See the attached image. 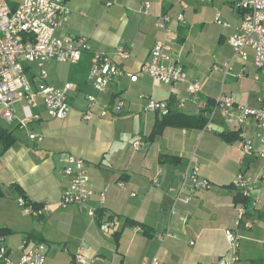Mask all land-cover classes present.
<instances>
[{
  "label": "crops",
  "instance_id": "crops-1",
  "mask_svg": "<svg viewBox=\"0 0 264 264\" xmlns=\"http://www.w3.org/2000/svg\"><path fill=\"white\" fill-rule=\"evenodd\" d=\"M8 1L15 7L21 0ZM144 1L69 0L70 19L57 30L67 38L86 37L95 49L121 62L126 73L100 95L104 103L122 99L121 110L111 109L102 116L101 108L95 107L94 117L83 119L87 95L97 94L89 79L91 54L85 52L77 64H70L65 80L56 83L74 85L72 108L65 119L49 117L40 105V119L28 121L23 128L0 114L12 132L17 128L23 132L21 137L14 135L16 141L6 149L0 141V235L15 255L23 241L32 245L46 239L36 221L21 212L15 200L22 196L19 189L31 203L54 205L51 212L63 209L58 204L70 183L64 168L68 157L75 155L86 161L94 195L87 203L70 205L64 212L68 221L82 224L80 213L86 210L90 221L84 223L81 234L84 246L61 264H69L78 253L90 264H149L155 258L160 264H218L232 253L225 234L229 228L241 235L237 264H253L264 258V159L243 153V137L252 139L257 149L261 144L255 119L238 117L239 105L264 107V73L255 66L251 47H247V60L233 57L229 38L239 31L242 13L236 5H232L236 13L225 5L229 24L223 23L210 34L193 12L192 0H149L148 12ZM217 1L235 4L236 0L212 3ZM179 14H184V22L178 21ZM218 14L221 16L220 10L216 11V22ZM163 15L172 19L170 31L158 26ZM158 39L173 46L175 60L187 70L190 80L200 82L204 97L212 99L221 93L234 97L233 116L225 117L217 110L219 114L208 127L166 126L153 134L164 115L149 110L141 94L167 103L173 111L197 116L193 102L178 108V102L189 96L186 82L164 84L141 72ZM121 46L130 51L128 59L117 55ZM227 62L232 68L225 73ZM128 73L138 74L137 80L132 81ZM15 108L22 117L23 109ZM31 132L44 135V140L30 139ZM136 140L142 141L139 149L133 146ZM162 155L174 159L163 160ZM190 162L199 168L201 178L210 181V187L194 190L188 185L178 197L182 172ZM240 173L251 180L252 194L258 198L241 221L235 187ZM91 208L96 209L94 216L89 214ZM106 221L113 223L107 229L114 231L103 239L96 225L107 230L102 227ZM168 231L172 235L161 239L160 234ZM17 233L20 238L15 240ZM55 262L48 257L45 264Z\"/></svg>",
  "mask_w": 264,
  "mask_h": 264
},
{
  "label": "built area",
  "instance_id": "built-area-1",
  "mask_svg": "<svg viewBox=\"0 0 264 264\" xmlns=\"http://www.w3.org/2000/svg\"><path fill=\"white\" fill-rule=\"evenodd\" d=\"M235 5L242 13V24L239 31L229 38L234 50L233 57L247 60V47H251L255 53L254 64L264 73V0H236ZM150 7L151 2L144 1L145 12H148ZM71 14L69 0H21L15 7H12L8 0H0V106L2 107L0 114L4 120L10 123L15 121L20 127L25 128L28 126V121L40 119L41 114L37 111L40 105L49 117L65 119L72 108L70 93L74 85L71 82L63 85L50 83L47 66L51 62L77 64L85 52L91 54L89 79L93 82L97 94L87 95L88 103L83 111V119L91 120L94 117L95 107L101 108L102 116L107 115L111 109L121 110L124 107L122 99L114 102L108 100V103H104L100 98V95L109 91L116 77L126 73L121 62L109 53L95 49L86 37L67 38L57 34L60 25L68 21ZM177 19L184 22V14H179ZM171 20L169 15H163L158 26L164 31H170L168 24ZM217 22L223 24L219 14ZM173 51V46L166 40L158 39L151 49L150 60L142 67L141 72L164 84L186 82L189 96L178 102V108L185 107L188 101L193 102L196 114L209 118L206 127L209 126L217 110H220L225 117L233 116L236 105L234 97L226 93H221L212 99L204 97L200 82L189 79L187 70L175 60ZM117 55L121 60H125L131 56V53L121 46L117 49ZM218 68L215 66V69ZM231 68V62H227L224 65L225 73ZM128 75L132 81L138 78L136 73H128ZM140 96L147 99L149 110L158 111L162 115L172 110V107L163 101L146 94ZM16 102L22 104V117L17 116L14 106ZM211 106H213L212 111L209 110ZM238 117L240 120L255 119L256 137L261 144L257 149L252 139L243 137L241 140L243 153L264 159V107L239 105ZM29 138L41 142L44 140V135L31 132ZM141 145V140L133 143L135 149H139ZM64 172L70 177V183L58 206L65 209L70 205L87 203L94 195V191L90 186L91 179L86 161L81 157L70 155ZM262 178L264 179V172ZM156 184L159 185L157 181ZM210 184L207 178L200 177L199 168L190 162L182 172L178 197L188 185L194 190H200L210 187ZM235 187L243 196L251 198L254 205L258 202V198L252 194L251 180L243 173L237 176ZM105 195V192L101 193L102 201L105 200ZM18 203L26 207V212L38 217L54 207L45 203L41 208L34 209L23 197L18 198ZM95 212L94 208L89 210L91 216H94ZM238 214L240 221L246 216L247 210L243 204H239ZM112 225L113 223L107 222L102 227L107 229ZM246 225L251 226L249 222ZM225 234L232 253L218 264H237L241 235L237 230L230 228L226 229ZM171 235L172 233L168 231L160 234V238L165 239ZM18 251L19 253L15 255L8 246L6 238L0 235V264H45L49 247L44 242L30 245L28 241H23L18 246ZM69 264H90V261L85 255L78 253ZM149 264H160V262L155 258Z\"/></svg>",
  "mask_w": 264,
  "mask_h": 264
},
{
  "label": "rangeland",
  "instance_id": "rangeland-1",
  "mask_svg": "<svg viewBox=\"0 0 264 264\" xmlns=\"http://www.w3.org/2000/svg\"><path fill=\"white\" fill-rule=\"evenodd\" d=\"M192 2H193L192 4L194 5L193 12L198 13L201 22L205 24L206 26L205 28L206 30L210 32V34H212L213 32L216 33L217 29L223 25L220 23L218 24V22H216L215 20L216 11L220 10L221 12V16H220L221 22L225 24H229V19H231V17H229L230 13L228 14V11L225 9V5L231 8L230 12L233 11L232 5L233 6L235 5V4H230V1L229 2L217 1V2L212 3V2H200L197 0H192ZM233 12H235V10ZM194 34L197 35L196 33ZM195 52L196 53L199 52V49H195ZM47 67L49 70V82L52 84L54 83L56 84L59 81V79L65 80L66 78L65 73L71 69L70 64H66V63L57 64L56 62L49 63ZM58 73H59V76H58ZM16 106L19 111L22 110L21 102H16ZM1 110H2V107L0 106V112ZM218 112L219 111L215 112L214 117L219 114ZM0 125L4 128L8 127V124L5 123L1 119V117H0ZM13 134L16 135L17 137L23 136V132L20 128L14 129ZM15 200L19 208L21 209V212L27 215L29 218L35 220L36 226L38 227V229L41 232H44V234L46 235L45 237L46 239H42V242L48 245L49 251H48L47 256L53 261L56 260L57 262H55V264H61L66 258L70 257L73 253L76 254L78 252V249H77L78 247L82 248L84 246V241L80 242L82 238L81 234L85 227L84 223L85 222L87 223L90 221V216L88 215V212L86 210L80 213L83 215L80 219V221L82 220V224L77 223L75 220L72 221L71 223L64 216V212L68 211L70 207L67 209H59L53 212L46 211L45 215H43L42 217H38V216L32 215L31 213H27L26 207L20 205L18 203V199H15ZM74 207L76 208L78 206H74ZM107 222L108 221L104 223H107ZM37 223L39 225H37ZM96 228L100 232V235L103 239H107L108 235L114 231V228H110L109 230L108 229L102 230L101 226L99 225H96ZM23 234L27 236V233L26 234L23 233ZM18 238H20V235H18L17 233L15 234L14 239L16 240ZM78 242H79V246H78ZM75 243H77V245Z\"/></svg>",
  "mask_w": 264,
  "mask_h": 264
},
{
  "label": "trees",
  "instance_id": "trees-1",
  "mask_svg": "<svg viewBox=\"0 0 264 264\" xmlns=\"http://www.w3.org/2000/svg\"><path fill=\"white\" fill-rule=\"evenodd\" d=\"M209 110L212 111L213 106L209 107ZM208 122L209 118L204 115L190 116L180 111L171 110L168 114L163 116L162 120L156 124L153 134L160 133L166 126L205 128ZM224 137L231 139L229 135H224ZM0 141L3 143L4 148L6 149L16 141V137L11 130L0 125ZM170 158L174 159V157L162 155L163 160H169ZM19 191L22 195L21 197L25 198L28 205H31L34 209H39L42 207L43 204L31 203L22 188L19 189ZM236 201L246 207L247 213L251 212L252 208L255 207L253 200L249 197L243 196L240 192H238L236 196ZM42 216L43 215L39 217ZM253 264H264V258L254 261Z\"/></svg>",
  "mask_w": 264,
  "mask_h": 264
}]
</instances>
